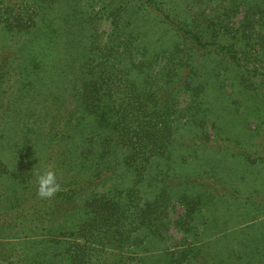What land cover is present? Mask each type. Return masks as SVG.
Instances as JSON below:
<instances>
[{
	"label": "trees",
	"instance_id": "1",
	"mask_svg": "<svg viewBox=\"0 0 264 264\" xmlns=\"http://www.w3.org/2000/svg\"><path fill=\"white\" fill-rule=\"evenodd\" d=\"M45 2L0 0V28L39 41L52 22ZM163 2L111 0L96 13V19L110 21V31L104 42L100 38L78 53L72 101L53 114L47 131L46 161L54 166L61 190L51 199L33 194L29 208L18 212L38 220L33 232L42 233L43 251L22 264H130L124 259H136L138 248L147 251L152 236L172 239L169 214L177 206L183 214L174 225L226 195L204 180L207 170L183 171L177 157H189L180 146L197 153L227 132L212 118L216 83L225 104L229 87L264 112V0H188L183 14L168 12ZM139 16L161 29L150 42L142 39ZM36 45L42 48V42ZM41 55L29 52L30 68L21 72L36 77ZM9 64L5 53L0 88ZM180 127L192 131L194 142H182ZM223 136L234 142V155L264 164V136L257 156ZM3 164L0 159V172ZM13 171L23 184L31 175L25 162ZM46 215L52 218L43 225ZM183 226V246L169 252V264H264V246L254 256L207 257L202 244L187 238L197 226ZM136 260L143 264L142 257Z\"/></svg>",
	"mask_w": 264,
	"mask_h": 264
},
{
	"label": "rangeland",
	"instance_id": "2",
	"mask_svg": "<svg viewBox=\"0 0 264 264\" xmlns=\"http://www.w3.org/2000/svg\"><path fill=\"white\" fill-rule=\"evenodd\" d=\"M45 1L52 22L39 41L33 40L26 32L0 28V57L6 53L10 59L7 67L9 74L0 88V159L5 168V171L0 172V264H16L20 261L22 264L25 259L31 261L37 251H43V246L38 243L42 233L38 230L33 232L35 227H32L38 224V220L33 221L34 217L18 212L29 208L32 195L37 193L36 173L51 163L46 161L45 156L49 146L47 131L53 114L72 101L71 80L75 78L81 61L78 60V53L88 44H98L96 40L100 38L104 42L111 27L110 21L104 16L95 18L100 6L111 0ZM162 1L168 12L183 14L182 8H185L188 0ZM75 15L78 19L74 18ZM144 18L137 17L136 24L143 26V41L150 42L160 34L161 29ZM38 42H42V48L37 47ZM37 51L43 52L38 58L41 67L38 75L34 77L22 73L23 66L28 65L30 68L29 62L25 60L26 55ZM218 86L219 83H216L212 92V118L227 132L220 134L218 125L214 124V131L221 137L215 139V143H206L209 147L213 145L217 152L204 146V149L198 148L199 152L195 153L189 146H180L181 154L189 157L182 159L178 156L177 162L181 163L183 171L188 167L198 172L207 170L209 175L204 180L210 181L212 189L219 190L218 194L226 195L222 198L218 195L215 202L201 207L191 217L184 214L179 225L173 222L178 214H183V209L177 206L172 210L168 226L172 239L161 241L152 236L147 251L138 248L134 258L142 257L143 264H169V252L181 250L179 248L183 246L180 240L184 232L180 228L188 223L195 224L197 229L187 238L193 237L194 245L202 244L201 253L207 257L218 258L215 254H220L225 255L224 259H232L238 253L254 256L255 250L264 246V164L234 155V142L225 140L227 137L223 136L226 134L240 141L243 148L257 156L264 136V112L260 105L252 107L251 101L229 87L225 88L229 95L225 104L221 97L226 96L217 93ZM182 100L188 102L187 97ZM178 131L182 142H194L192 131L181 127ZM210 135L213 136L212 131ZM222 144L226 146L223 148L226 151L222 152ZM21 162H25L31 171L24 184L13 171ZM46 216L43 225L49 224V218H52ZM124 257L131 256L124 254ZM136 259H124V262L139 264ZM62 264L69 262L64 261Z\"/></svg>",
	"mask_w": 264,
	"mask_h": 264
},
{
	"label": "clouds",
	"instance_id": "3",
	"mask_svg": "<svg viewBox=\"0 0 264 264\" xmlns=\"http://www.w3.org/2000/svg\"><path fill=\"white\" fill-rule=\"evenodd\" d=\"M36 188L41 199H51L61 190L54 166L49 165L36 173Z\"/></svg>",
	"mask_w": 264,
	"mask_h": 264
}]
</instances>
